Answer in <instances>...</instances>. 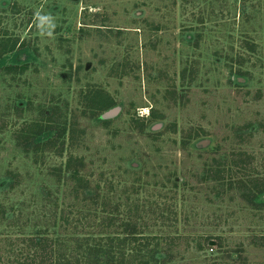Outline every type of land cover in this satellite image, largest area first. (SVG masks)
Segmentation results:
<instances>
[{
    "label": "rangeland",
    "instance_id": "rangeland-1",
    "mask_svg": "<svg viewBox=\"0 0 264 264\" xmlns=\"http://www.w3.org/2000/svg\"><path fill=\"white\" fill-rule=\"evenodd\" d=\"M254 179L264 192V0H0V264L102 209L106 232L161 239L151 264H264Z\"/></svg>",
    "mask_w": 264,
    "mask_h": 264
},
{
    "label": "trees",
    "instance_id": "trees-1",
    "mask_svg": "<svg viewBox=\"0 0 264 264\" xmlns=\"http://www.w3.org/2000/svg\"><path fill=\"white\" fill-rule=\"evenodd\" d=\"M76 167L80 168V164L76 165ZM67 169L70 172V179L76 184V187H74L75 194L83 190L84 193L90 192L87 190L88 187L86 185H82L86 182L81 183L83 182V178L80 176L79 170L70 171V160L67 163ZM223 173L224 171H221L220 175L218 172H215L213 175L209 173L207 180H222L224 178ZM238 179L242 180L241 178ZM254 181L257 184V187L253 189L254 191L248 186L251 181H245V183L239 181L240 184L238 186H235L237 182L232 183L229 181L227 185L230 188L234 184L238 190L253 191L254 195H256L253 198V201L256 202L255 204H264V192L261 190L263 186L258 187L260 184L259 179H254ZM90 194V196L93 194L94 198L97 196L95 192H91ZM117 212V210L106 212L102 209L98 221L96 223L93 222L92 225H86L92 232L81 236L72 235L71 238H66L65 236L55 238L41 236L26 239L29 242V249H33L32 256L28 260L31 264L35 260H38V264H43L48 260H51L50 262L52 263V259L50 258L55 255L57 260L53 264H73V261L74 264H151L154 262L160 263L161 261L166 262L167 254L158 251L161 239H154V237L151 238L145 235L139 236L135 232L137 229L133 222L127 220L123 225L127 226L125 228L128 230L124 235L106 232L110 227L112 228L116 225L117 218L115 216ZM94 216L97 215L95 214ZM94 218L96 219V217ZM59 220L61 221V225H68L69 223L66 219ZM73 253L76 256L71 261L70 254ZM227 256L231 257L228 254Z\"/></svg>",
    "mask_w": 264,
    "mask_h": 264
},
{
    "label": "water",
    "instance_id": "water-1",
    "mask_svg": "<svg viewBox=\"0 0 264 264\" xmlns=\"http://www.w3.org/2000/svg\"><path fill=\"white\" fill-rule=\"evenodd\" d=\"M118 111H119L118 108L111 109V110L107 111L106 113H104V115H103L102 118H103L104 120H105V119H109V118L115 116V115L118 113ZM209 143H210L209 140H207V139H202V140L198 141V142L195 144V147H196V148H205L206 146L209 145ZM210 244H211V245H214V242L211 241Z\"/></svg>",
    "mask_w": 264,
    "mask_h": 264
}]
</instances>
